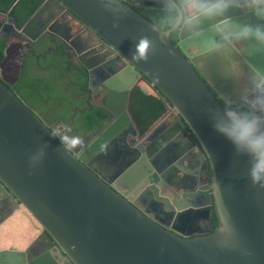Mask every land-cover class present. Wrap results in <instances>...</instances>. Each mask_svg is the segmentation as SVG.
Here are the masks:
<instances>
[{
	"label": "water",
	"instance_id": "obj_1",
	"mask_svg": "<svg viewBox=\"0 0 264 264\" xmlns=\"http://www.w3.org/2000/svg\"><path fill=\"white\" fill-rule=\"evenodd\" d=\"M175 2L43 0L28 19L27 25L42 12L48 25L61 9L84 24L81 33L98 42L76 49L80 63L89 79L108 70L102 86L120 93L121 111L105 109L107 120L76 151L56 125L71 127L78 106L69 123L59 116L49 125L0 78V203L8 206L0 224L21 204L42 227L25 249H0V264H264V187L251 183L249 158L212 128L227 99L235 106L252 94V77L264 73V46L221 41L219 52L201 50L194 58L181 46L183 33L173 43L169 30L134 9H168ZM228 21L264 24L233 6L205 21L203 35L190 42L221 40L217 26ZM144 37L152 43L147 58L138 60L133 53ZM66 43L72 46L67 36ZM140 80L166 112L141 136L145 147L131 148L128 168L99 173L87 161L105 149L115 159L122 155L117 136L133 120L128 105ZM87 109L92 106L80 112ZM41 151L43 159L31 166L29 157ZM213 207L219 220L214 230ZM198 218L205 227L188 229Z\"/></svg>",
	"mask_w": 264,
	"mask_h": 264
},
{
	"label": "flooded vegetation",
	"instance_id": "obj_2",
	"mask_svg": "<svg viewBox=\"0 0 264 264\" xmlns=\"http://www.w3.org/2000/svg\"><path fill=\"white\" fill-rule=\"evenodd\" d=\"M39 6L31 15L21 22L19 17L12 13V9H9L10 6L6 7V5L0 4V45L3 41L5 43L3 51L0 50V78L7 85H10V89L14 93L18 94L19 97L24 101L17 87L14 86L16 82V74L19 73L18 71L23 62L33 59L37 63L35 65L36 71L44 74L47 73L46 66L44 65L47 62V59H53L57 63L64 61L65 63L63 62V65L66 67L67 73L65 74L63 83L68 85V87L72 90V98L74 97L80 103L77 105L79 109L74 116L73 125L69 128H65L64 123L60 121L56 125V128L61 132L66 131V133L69 135L80 136L83 140V144L74 148L76 151H80L91 139V137L95 135V130L97 129L96 128L90 132L83 131L81 127L84 124V121L78 116L81 114V108H88L92 106V109H87L86 112H92L95 109H101L106 112L105 109L107 108H109V110L111 109L110 111L120 112L121 95L118 92L112 93L108 89L105 90V77L109 73L108 70L102 68V70H98L95 75L91 77V79L88 78L85 68L80 63L76 49L82 46L94 47L97 45L98 39L92 33L87 34L86 31L81 33V31L85 28L84 24H80L70 13H67L61 9H57L52 17H50V21L48 20L50 23L47 22L48 25H43L45 19L41 12L36 17V21H32L27 25L28 19L31 18ZM2 10L8 11L10 14L7 15L5 12L3 13ZM44 14H47V12ZM15 17L18 18L17 21L15 20ZM37 34L38 39L31 40ZM66 36L69 37V40H71L72 46H68L66 43ZM11 56H13V58L10 63L9 59ZM15 64H17V67ZM5 72H7L9 78L5 76ZM82 74H86V84L82 90H79L78 81L76 80L82 76ZM102 84H104V86H102ZM24 102L29 106L26 101ZM130 102L131 97L128 107L132 115ZM102 104L105 105L104 108H102ZM29 107L49 125H53L59 116H63L67 123H69V116L73 112H64L65 107L60 106L59 108V106H56L55 108H49L46 111H41V113H38L36 111V107ZM59 111L64 113L58 114ZM54 115H56V118L53 119L52 116ZM107 118L108 114L106 112V118L102 123H104ZM164 127L165 126H161L158 130V133L161 134ZM155 134L156 132L151 134V136ZM141 136L142 135H140L139 129L136 126L133 118L131 123H128L123 128V130L118 133L117 136L118 146L120 145L119 149L121 151L120 154L122 155L115 159L114 156L111 157L109 155V151L107 152L105 149L102 152L103 154H100V156L97 158H91L89 161H87V164L99 173H106V170L111 166H115L120 170L128 168L127 164L130 158L129 154H132L131 148L137 146L141 148L145 147L146 142H141ZM143 206L145 208L147 207V205ZM7 209V205L0 203V220L5 216ZM213 211H215V207H213L212 212ZM36 246H38V242L36 243Z\"/></svg>",
	"mask_w": 264,
	"mask_h": 264
},
{
	"label": "clouds",
	"instance_id": "obj_3",
	"mask_svg": "<svg viewBox=\"0 0 264 264\" xmlns=\"http://www.w3.org/2000/svg\"><path fill=\"white\" fill-rule=\"evenodd\" d=\"M242 6L264 20V0H176L168 9L163 27L177 37L183 33L186 42L181 46L194 58H199L201 50L219 52L223 44L221 41L254 40L264 46V24H234L231 21L217 26L221 40L215 38L203 39L194 46L190 41L203 35L202 25L205 21L223 17L230 7ZM151 41L141 38L133 53L138 60L147 58ZM252 94L245 95L243 104L245 110L237 111L226 100L221 107L219 118H213L212 128L225 137L237 153L249 158L248 177L252 184L264 187V73L252 77ZM57 135L65 145L76 148L83 144L80 136L69 135L57 131ZM43 159V152L38 156L29 157L31 166Z\"/></svg>",
	"mask_w": 264,
	"mask_h": 264
},
{
	"label": "trees",
	"instance_id": "obj_4",
	"mask_svg": "<svg viewBox=\"0 0 264 264\" xmlns=\"http://www.w3.org/2000/svg\"><path fill=\"white\" fill-rule=\"evenodd\" d=\"M13 1L14 0H0V4L9 7ZM42 1L43 0H18L12 8V13L19 17L20 21L23 22V20L35 11ZM134 9L156 24L160 29H165L163 25L164 18L167 15V9L141 7H134ZM169 37L173 43L176 42V37L172 32ZM4 45L5 43L3 41L0 45L1 51H3ZM12 58L13 56L9 59L10 63ZM63 62L57 63L53 59H47V62L44 64L47 73L42 74L36 71L35 65L37 63L33 59L24 61L18 71L19 73L16 74V82L14 86L17 87L20 94L25 92L23 95L29 94V96L36 97L38 102H43L44 98H50L52 96L50 84L53 85V82L47 75L50 74L54 80L57 79L58 81H63L65 79L67 69L63 65ZM85 75L86 74H82V76L76 80L78 81L79 90H82L86 84ZM8 87L10 88L11 86L8 85ZM61 89H63L62 95H59L60 97L58 98L57 103L53 104L54 106L52 108H55L56 106H59V108L60 106L65 107V105H67L66 96L72 97V90L69 87L68 89L67 87ZM232 107L237 111L245 110L243 101ZM130 109L140 135H143L166 112V107L163 101L145 80H140L134 87L131 95ZM66 111L67 110H64V112ZM64 112L59 111L58 114ZM78 116L84 121V124L81 127L83 131L90 132L102 124L106 118V112L101 109H95L92 112L87 111ZM218 225L219 220L215 210L212 212V230ZM41 231V225L36 221L32 214L20 204L14 213L0 224V247L25 249Z\"/></svg>",
	"mask_w": 264,
	"mask_h": 264
},
{
	"label": "rangeland",
	"instance_id": "obj_5",
	"mask_svg": "<svg viewBox=\"0 0 264 264\" xmlns=\"http://www.w3.org/2000/svg\"><path fill=\"white\" fill-rule=\"evenodd\" d=\"M15 66L17 67V64H15ZM5 73H6L5 76L7 78H9V76L7 75V72H5ZM47 76L49 79H52L51 81L53 82V85L50 84L51 85V93H52V96L50 98H44L43 102H38L36 97L29 96V94L23 95L25 92H22V94H21L22 98L24 99V101H26L29 104V106H31L33 108L36 107V111L38 113H41V111H46L47 109L52 108L54 106L53 104L57 103V100L60 97L59 95H62L63 89H61V88L67 87V89H68V85L63 83L62 80H60V81H58L57 79L54 80L50 74H48ZM66 103H67V105H65L64 110H67L70 113L73 111V108L75 106L79 105L80 102L77 99H75L74 97L72 98L71 96L70 97L66 96ZM52 118L54 119L55 115L52 116Z\"/></svg>",
	"mask_w": 264,
	"mask_h": 264
},
{
	"label": "crops",
	"instance_id": "obj_6",
	"mask_svg": "<svg viewBox=\"0 0 264 264\" xmlns=\"http://www.w3.org/2000/svg\"><path fill=\"white\" fill-rule=\"evenodd\" d=\"M168 122L172 120V117H169L166 119ZM178 143L175 142V146H177ZM189 152L185 153V155H188ZM183 164L187 165L185 163V161L183 162ZM205 227V221L202 219V218H198L197 221L194 223V222H191L190 225H188V229H193V230H197L199 228H204ZM5 248H10V247H0V249H5Z\"/></svg>",
	"mask_w": 264,
	"mask_h": 264
}]
</instances>
